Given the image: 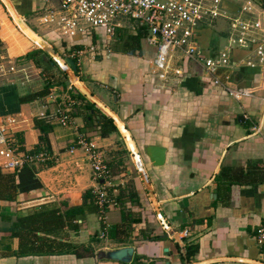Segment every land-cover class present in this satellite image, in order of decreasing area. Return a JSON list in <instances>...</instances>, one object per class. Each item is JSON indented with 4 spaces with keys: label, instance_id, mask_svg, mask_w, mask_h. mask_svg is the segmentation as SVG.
Returning a JSON list of instances; mask_svg holds the SVG:
<instances>
[{
    "label": "crops",
    "instance_id": "crops-1",
    "mask_svg": "<svg viewBox=\"0 0 264 264\" xmlns=\"http://www.w3.org/2000/svg\"><path fill=\"white\" fill-rule=\"evenodd\" d=\"M9 1L62 58L74 60V73L83 86L125 125L163 221L124 135L117 127L101 135L97 121L108 116L59 66L58 75L65 83H55L45 95L21 101L40 89L18 62L20 68L0 79V115L16 118L9 129L11 146L43 151L49 158L0 171L15 173L17 189L12 199H0V264H264V250L254 239L256 229L264 224V64L257 61L253 48L233 47L229 63L217 70L223 83L249 91L236 99L211 82L200 60L183 57L180 51L174 59L177 50L170 54L169 67L180 66L183 73L170 70L166 78H159L152 68L155 47L150 56L141 43L146 34L136 43L141 27L136 21L122 20L111 38L97 27L88 35L66 38L39 24L45 0ZM248 2L250 12L243 13L240 8ZM221 7L220 19L196 33L197 47L205 56L215 55L227 44L230 18L262 20L264 16V0H222ZM8 14L2 20L19 29ZM34 49L28 47L14 56L21 55L19 60L39 74L43 64L37 66L24 56ZM79 49L86 50L78 57L72 55ZM7 52L11 59L8 45ZM247 60L252 64H246ZM51 89H55V100L49 96ZM64 90L74 100L68 125H61L55 113L58 105H65ZM86 101L92 103L90 109ZM40 126H49L47 142L39 140ZM81 134L100 146L110 174L106 190L112 201L104 209L106 239L98 237L102 222L94 193L103 179L93 177L81 150H69ZM146 145L165 148L162 165L152 164L144 153ZM43 204L61 213L69 207L83 209L71 221L65 220L58 233L48 235L54 242L65 243L66 252L16 255L15 218ZM123 246L133 247L128 262L102 255Z\"/></svg>",
    "mask_w": 264,
    "mask_h": 264
},
{
    "label": "built area",
    "instance_id": "built-area-1",
    "mask_svg": "<svg viewBox=\"0 0 264 264\" xmlns=\"http://www.w3.org/2000/svg\"><path fill=\"white\" fill-rule=\"evenodd\" d=\"M45 2L42 13L38 16L39 24L66 38L81 33L88 35L91 29L96 27L102 28L111 38L116 28L122 25L121 18L136 21L146 28V43L155 47L156 54L152 60V68L162 79L166 78L170 70L176 75L183 73L180 66L172 69L169 67L171 52L178 50L183 57L200 60L210 74L211 82L239 99L249 91L244 88H232L217 76L218 68L229 63L231 49L250 46L257 61L264 64V21L260 19L245 18L241 15L230 18V33L227 44L222 49L213 56H205L198 49L196 33L200 27L223 14L222 0H55V2L45 0ZM250 8L251 4L248 2L240 10L249 13ZM6 10V6L0 0V22L7 15ZM89 49L94 50V46L91 45ZM85 50H75L72 55L78 57ZM12 62L10 58L0 57V77L15 71ZM246 64L252 63L247 60ZM227 78L228 76H225V79ZM53 91L55 89H51L49 96L55 100L56 94ZM62 97L65 105L64 107L58 105L55 113L61 125H68L71 123L70 110L74 100L67 90H64ZM14 123H16L15 117L0 115V171H13L26 163L43 162L49 158V155L43 151L32 153L11 146L9 129ZM76 149L81 150L90 162L93 177L96 180L103 179V183L95 188L94 193L102 222L98 237L106 239L108 223L105 220L104 209L112 200L106 190L110 174L103 151L95 141L87 139L82 134L69 148L71 152ZM254 239L256 245L264 250V224L256 229Z\"/></svg>",
    "mask_w": 264,
    "mask_h": 264
},
{
    "label": "trees",
    "instance_id": "trees-1",
    "mask_svg": "<svg viewBox=\"0 0 264 264\" xmlns=\"http://www.w3.org/2000/svg\"><path fill=\"white\" fill-rule=\"evenodd\" d=\"M145 34L146 28L142 26L139 27L136 34V43H138L139 38L144 37ZM24 56L26 59L32 60L37 66H42L43 62H45L48 65H55L56 68H58V65L53 59L41 48L30 50ZM55 83H65V81H63L62 78H57L56 81L53 78L47 80L42 90L22 96L20 100L27 101L31 98L45 95L49 86ZM78 95L85 99L83 95ZM91 104L92 103L86 101L85 107L90 109ZM97 122L100 124L102 136L116 129L115 124L109 117L99 119ZM39 128L40 132H42L39 136V140L42 143L47 142L45 134L49 130V126H40ZM15 181L14 172H0V199H12L14 197L17 192ZM82 210L81 207H69L61 213L57 208H48L46 204H43L38 208L32 209L26 215L16 217L13 225L17 228V231L14 233L12 232V234L18 237L19 245L15 254L18 256H25L66 252L64 248L65 243L54 242L53 238H49L48 235L58 233L64 226L65 220L71 221V218L73 219V217L82 212ZM73 253L80 256L77 250H74Z\"/></svg>",
    "mask_w": 264,
    "mask_h": 264
},
{
    "label": "water",
    "instance_id": "water-1",
    "mask_svg": "<svg viewBox=\"0 0 264 264\" xmlns=\"http://www.w3.org/2000/svg\"><path fill=\"white\" fill-rule=\"evenodd\" d=\"M4 5L6 6L8 12L10 13L11 17L15 20L18 28L21 29V31L31 38L39 48L43 49L52 59L55 61L58 66L66 73V75L69 77L70 81L74 86L86 96L91 102L95 103V105L103 111V113L111 118L113 120V123L115 126L121 131V133L124 135L129 149L133 155V159L136 165L137 170L141 174V177L145 183V187L149 192V196L151 200L153 201V206L156 210V213L158 217L163 221V216L158 208V205L156 204V201L154 199V196L152 194L151 187L148 183V179L145 173V168L142 162V158L140 156V153L138 152L136 145L134 141L132 140L127 128L125 125L120 122V120L117 118V116L106 106H104L94 95H92L80 82V80L75 75L76 70V64L74 60L71 57H65L62 58L55 50L54 48L39 34L34 32L20 17L18 12L15 10V8L12 6L9 0H2ZM12 11L15 12V14L18 17L14 18V15L12 14ZM144 153L148 156L150 161L153 165L158 166L162 165L165 160V148L159 145H146L144 147ZM102 182V180H101ZM168 227V226H167ZM133 252V247L131 246H123L120 248H116L114 250H108L106 252H103L102 255L104 257H108L111 259L120 260L123 262H128L130 260L131 254Z\"/></svg>",
    "mask_w": 264,
    "mask_h": 264
},
{
    "label": "rangeland",
    "instance_id": "rangeland-1",
    "mask_svg": "<svg viewBox=\"0 0 264 264\" xmlns=\"http://www.w3.org/2000/svg\"><path fill=\"white\" fill-rule=\"evenodd\" d=\"M6 14H8L7 10H6ZM218 19H220V18H217V20ZM261 19L264 20V16H262ZM122 20H123V22L129 21L126 18H121V21ZM13 21H14V19H13ZM224 21L227 23V25L225 23L224 27H226L228 29L229 28L228 22L226 20H224ZM15 24H16V22H15ZM0 25H1L0 37L3 40V41H0L1 42L0 43V57L1 56H5V57L8 56V52H7V45H8L9 55L12 56L11 60L13 61L12 64L14 65L15 69L20 68V65H18V62L23 64L24 67H26V74H27L26 76L30 77L31 79H35L34 83H35V85L37 83V86H38L37 88H39L40 90H42L44 88V84L47 80H51L53 78L56 81L57 78H61L58 75L60 72L57 70L56 66L48 65L47 63L43 62V71H42V73L38 74V73H36L37 71L35 70V68L32 67L29 63L25 64L24 61L19 60V58H21V57H18V56H21V55H18L15 57L14 55L19 54L20 52H23L26 48H28V47L30 49L38 48L37 47L38 45L35 42H33L28 36H26L21 31L20 28L19 29L15 28L12 25V23L9 22L7 19H5L2 23H0ZM210 26H213V25H210ZM4 41L7 43V45ZM141 43L146 48V50L149 51V55L152 56V54H153L152 52H153L154 47L151 45H148L143 39H142ZM177 55H178V50L176 52H174V59L177 58ZM0 79H2V77H0ZM18 86H20V84ZM24 88H26V89L28 88L27 83L24 86Z\"/></svg>",
    "mask_w": 264,
    "mask_h": 264
},
{
    "label": "bare ground",
    "instance_id": "bare-ground-1",
    "mask_svg": "<svg viewBox=\"0 0 264 264\" xmlns=\"http://www.w3.org/2000/svg\"><path fill=\"white\" fill-rule=\"evenodd\" d=\"M12 14L14 15V18L15 17H18L16 14H15V12L14 11H12ZM5 19H3V20H1V23L4 21ZM15 21V20H14ZM31 39V38H30ZM32 40V39H31ZM33 41V40H32ZM34 42V41H33ZM36 43V42H35Z\"/></svg>",
    "mask_w": 264,
    "mask_h": 264
}]
</instances>
